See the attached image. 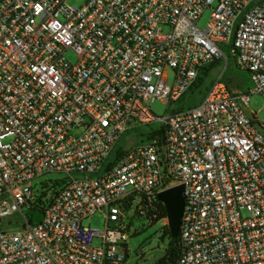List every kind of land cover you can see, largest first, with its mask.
Segmentation results:
<instances>
[{
	"label": "built area",
	"instance_id": "2783aa9c",
	"mask_svg": "<svg viewBox=\"0 0 264 264\" xmlns=\"http://www.w3.org/2000/svg\"><path fill=\"white\" fill-rule=\"evenodd\" d=\"M223 44L251 89L218 77L198 103L156 116L155 99L176 103L218 61L227 68ZM253 93L264 98V0H0V220L20 225L0 229V264H121L125 207L156 210L157 192L178 183L169 264H264V123L247 112ZM156 119L161 129L116 156L130 128ZM47 172L64 178L40 207L32 180ZM96 211L104 227L83 225Z\"/></svg>",
	"mask_w": 264,
	"mask_h": 264
},
{
	"label": "rangeland",
	"instance_id": "374dc122",
	"mask_svg": "<svg viewBox=\"0 0 264 264\" xmlns=\"http://www.w3.org/2000/svg\"><path fill=\"white\" fill-rule=\"evenodd\" d=\"M66 2L69 5L79 6L83 3V0H66ZM209 12V9L204 11L201 18L199 19L198 24L201 27L205 26ZM222 49L224 54L228 56L227 68H224L223 59L218 61L210 68L207 74L199 80V86L195 91H193V93L187 95L185 98L182 97L176 103H167L159 99H155L151 103V111L156 116H163L174 107H189L198 103L210 82L218 77L241 91H247L251 89L252 83L249 73L240 66L237 60L234 61V59L231 57L230 46L228 44H223ZM65 56L70 61H75L77 59V56L73 51H67ZM162 80L167 85H172L173 72L171 69L166 68L164 70ZM251 111H257L258 121L264 123V98L261 94H251L247 108L248 114L251 115ZM162 126L163 123L159 119L146 124L136 125L130 128L121 137L116 149H127L134 144L141 143L146 140V137L149 133L161 129ZM63 178V173L47 172L32 180L33 190L38 199L37 202L40 207L43 204H47L53 192L59 188L60 182ZM134 208L135 203L132 202L124 209L125 223L131 225L132 228L129 231V236L126 243L127 256L121 264H159L158 261L161 257H163L168 246V237L162 236L164 227L167 225V220L164 218L159 221L149 223L147 219L136 215ZM24 212L28 216H31V223L38 222L42 217L41 211L37 208L31 210L24 208ZM12 219L20 220L21 216L14 214ZM82 224L85 226L102 229L104 227V216L102 212L96 211L90 217L84 218L82 220ZM19 227V224L11 226V223L9 224L6 219L0 220V229L14 230L18 229ZM98 243V239H95L94 244Z\"/></svg>",
	"mask_w": 264,
	"mask_h": 264
},
{
	"label": "water",
	"instance_id": "95a60500",
	"mask_svg": "<svg viewBox=\"0 0 264 264\" xmlns=\"http://www.w3.org/2000/svg\"><path fill=\"white\" fill-rule=\"evenodd\" d=\"M157 199L164 205L167 227L172 237H177L184 207V185H170L156 194Z\"/></svg>",
	"mask_w": 264,
	"mask_h": 264
},
{
	"label": "trees",
	"instance_id": "16d2710c",
	"mask_svg": "<svg viewBox=\"0 0 264 264\" xmlns=\"http://www.w3.org/2000/svg\"><path fill=\"white\" fill-rule=\"evenodd\" d=\"M122 150H123V148H119L116 156L120 155ZM154 206L157 208L156 210L154 209L153 206L148 205V206L144 207V209H143L144 215L142 213V215L140 217L143 216V218L149 220L150 223H153L155 221H159L162 218H164L166 216L164 205L160 202L155 201ZM154 212H157L156 216H153ZM9 222H11V221H9ZM162 236L168 237V246L165 250V254L163 255V257H161L159 259L158 263L159 264H169L172 261H174L178 255V236L172 237L169 233V229H168L167 225L164 227V231L162 233Z\"/></svg>",
	"mask_w": 264,
	"mask_h": 264
}]
</instances>
